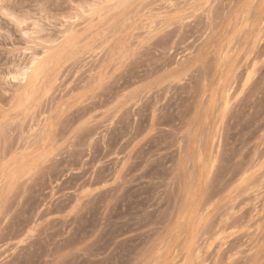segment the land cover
I'll return each instance as SVG.
<instances>
[{
  "label": "rangeland",
  "instance_id": "obj_1",
  "mask_svg": "<svg viewBox=\"0 0 264 264\" xmlns=\"http://www.w3.org/2000/svg\"><path fill=\"white\" fill-rule=\"evenodd\" d=\"M0 264H264V0H0Z\"/></svg>",
  "mask_w": 264,
  "mask_h": 264
},
{
  "label": "bare ground",
  "instance_id": "obj_2",
  "mask_svg": "<svg viewBox=\"0 0 264 264\" xmlns=\"http://www.w3.org/2000/svg\"><path fill=\"white\" fill-rule=\"evenodd\" d=\"M39 57L36 55H32L29 61L28 66H26V68H22L20 70H18L15 73V76L13 77L14 80H19V81H26L30 71L32 70V68H34L36 66V64L38 63Z\"/></svg>",
  "mask_w": 264,
  "mask_h": 264
}]
</instances>
